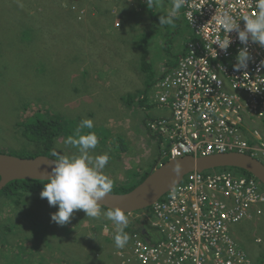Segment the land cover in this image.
I'll return each mask as SVG.
<instances>
[{
	"label": "rangeland",
	"instance_id": "374dc122",
	"mask_svg": "<svg viewBox=\"0 0 264 264\" xmlns=\"http://www.w3.org/2000/svg\"><path fill=\"white\" fill-rule=\"evenodd\" d=\"M55 1L0 0V155L44 156L34 144L25 142L18 127L26 115L37 112L63 126L45 157L56 159L53 150L69 157L78 155L77 149L64 141L76 135L81 120L89 118L95 124L91 131L99 139L92 154L109 155L104 173L113 179V191L137 186L158 158L154 146L160 139L150 138L145 127L165 113L157 105L156 82L175 65L191 38L183 10L172 28L160 25L172 0H147L146 8L139 0H130L134 6L101 12L103 19L99 20L91 17L95 14L98 18L91 4L81 9L77 6L83 15L75 18L72 13V18L56 7ZM39 3L44 8H39ZM62 4L67 9L68 5ZM33 20H39L38 34L36 41L29 43L24 28ZM88 131L84 129L82 134ZM119 139L125 143L119 144ZM162 148L166 151L164 144ZM161 159L167 162L161 155L156 168ZM41 200L27 198L14 206L0 199V264H65L62 253L71 263L77 262V257L94 259L98 255L99 263L93 264H120L114 241L100 235L90 240V227L102 230L110 220L88 218L78 210L68 224L60 226L51 220L58 205L48 203L41 208ZM11 212L16 220L9 218ZM42 214L56 224L50 233L39 231L36 219ZM144 214L133 213L127 229ZM231 231L252 257L264 260V216L234 225ZM253 237L261 239V247L250 245ZM16 247L19 256L13 253ZM84 264L92 262L85 259Z\"/></svg>",
	"mask_w": 264,
	"mask_h": 264
},
{
	"label": "built area",
	"instance_id": "2783aa9c",
	"mask_svg": "<svg viewBox=\"0 0 264 264\" xmlns=\"http://www.w3.org/2000/svg\"><path fill=\"white\" fill-rule=\"evenodd\" d=\"M181 9L191 38L156 82L165 113L145 125L147 132L160 139L167 161L239 153L264 164V47L242 44L235 30L227 51L214 44L226 36L214 15L228 11L243 29V15L258 14L256 0H186ZM245 47L251 59L236 71ZM263 216L264 188L253 176L234 168L192 172L137 220L145 233L131 231L116 256L120 264H252L231 227ZM102 233L109 236L110 228Z\"/></svg>",
	"mask_w": 264,
	"mask_h": 264
},
{
	"label": "clouds",
	"instance_id": "9594fccd",
	"mask_svg": "<svg viewBox=\"0 0 264 264\" xmlns=\"http://www.w3.org/2000/svg\"><path fill=\"white\" fill-rule=\"evenodd\" d=\"M185 3L186 0H172L170 11L166 16L160 17V25L175 28L176 21L180 18V9ZM256 8L258 9L256 16L245 14L241 18L245 21L243 29L228 11L216 13L215 23L221 26L226 36L223 40L217 38L214 44H217L221 50L227 51L231 43L229 33L235 30L242 44L247 45L251 41L264 47V0H256ZM215 52L217 56L216 49ZM250 59L247 47L241 49L236 57L237 63L233 65L234 69L246 70ZM94 127V121L85 118L80 121L76 135H69L65 139L64 143L76 148L78 155L69 157L53 150L52 154L56 159L53 161L54 166L40 196L42 199L47 198L50 206L58 205L59 210L52 214L51 220L60 226L68 224L74 212L78 210H83L88 218L99 219L103 216L112 221L115 225L114 245L117 249H123L130 240V235L125 231L129 227L130 220L120 207L102 211L100 201L113 192L114 181L104 173L110 159L109 155L92 154L99 143L96 133L91 131ZM84 129L89 131L82 134ZM181 171V165L175 164L173 173L179 175Z\"/></svg>",
	"mask_w": 264,
	"mask_h": 264
},
{
	"label": "water",
	"instance_id": "95a60500",
	"mask_svg": "<svg viewBox=\"0 0 264 264\" xmlns=\"http://www.w3.org/2000/svg\"><path fill=\"white\" fill-rule=\"evenodd\" d=\"M54 160L45 156L20 158L1 154L0 191L13 181H48ZM177 163L182 167L179 175L173 173V167ZM222 168L244 171L253 176L264 188V164L248 155L227 153L198 158L185 156L168 160L159 167L153 168L144 180L131 191L122 194H107L100 203L103 208L108 210L120 207L125 211V214L141 212L172 191L187 174ZM144 233L145 231H143ZM261 264H264V260Z\"/></svg>",
	"mask_w": 264,
	"mask_h": 264
},
{
	"label": "trees",
	"instance_id": "16d2710c",
	"mask_svg": "<svg viewBox=\"0 0 264 264\" xmlns=\"http://www.w3.org/2000/svg\"><path fill=\"white\" fill-rule=\"evenodd\" d=\"M30 1H36V0H30ZM87 1H89V0H56L54 2V4L56 5V7L60 8V10L62 12L64 11L65 13L71 14L72 18H74L73 14L75 15V18H78L77 12L72 11L71 8L72 7L78 8L79 7L78 9H81L86 4L90 5L91 1L90 2H87ZM63 2H65L68 5L67 9L62 8ZM139 2L145 8H146V6H148V3L146 2V0H139ZM39 8H44L43 3H39ZM106 11H110V10L108 9ZM38 24H39V20H33L31 23H29V24L27 23V25L24 28V34L27 36L29 43L36 41V39H37L38 28H39V26L37 27ZM189 41H190V39L188 40V42ZM185 50L186 49H184L183 52H181V55H183L185 53ZM129 103H130V100H129ZM140 104H142V103H140ZM18 127H19L20 134H21L22 138L25 140V142L27 144L28 143L34 144L38 148V150L40 151L38 154L44 155V156H46L45 153L49 152L52 149L56 138H58L60 136V134L63 132V126L59 120L52 119V118L51 119L45 118L38 112L33 114V115H30V114L26 115L25 120L18 123ZM150 138H155V137L150 135ZM118 142H119V144L125 143V141L124 140L121 141V139H119ZM122 148H123L122 151H125L124 146H122ZM154 148H155L157 155H158V158L154 159V162L152 163L154 168H155V166L157 165V160L159 159V157L161 158V155H162L161 154V143L156 142V145L154 146ZM26 158H28V157H26ZM29 158H32V156ZM164 162L165 161H162L161 163L163 164ZM241 173L244 175H250L244 171H241ZM148 174H149V172H146L139 183H141ZM47 182L48 181H33V180L13 181V182L7 184V186L4 187L0 191V195H1L0 199L4 203H10L14 206H20V204L23 202V200H25V199L27 200V198L29 201H32L33 199H37L38 197L41 198L40 193L44 188V184H46ZM134 187H136V185L130 187L129 189H122V190L119 189V190L113 191L112 193L113 194L127 193V192L131 191ZM39 204H40V207L42 205L47 206L48 205L47 198H43L39 202ZM38 208H39V206H38ZM102 210L108 211V209H105L103 207H102ZM149 210H150V208L144 210V212H148ZM9 216H10L9 218L11 220L12 219L16 220V214L14 212H11ZM36 222L39 225V231L43 230L44 233H50V231L56 227V224L51 222L43 214H42L41 219H36ZM31 231H33L34 233H37L34 230H31ZM99 231H100V229H99ZM125 231L128 234L131 232V231L129 232L128 229H125ZM83 234L85 235L86 231H84ZM114 235H115V233H114ZM110 241L111 242L114 241V238H113V240H110ZM18 248L19 247H16V250L15 249L13 250V253L16 256H19V254L21 253L20 250H17ZM62 256H63L62 258L65 257L64 258L66 261L65 264H84L85 259H87L88 262H90V263L92 262V264H93V262L99 263L98 262V255H96L94 257V259L87 258L86 256L79 257V258L77 257V262H72V263L70 260L66 259L67 256L65 253H62ZM262 261H263V259L260 258L258 261V264H261ZM102 263L108 264V262H103V261H102Z\"/></svg>",
	"mask_w": 264,
	"mask_h": 264
},
{
	"label": "crops",
	"instance_id": "0c3cea01",
	"mask_svg": "<svg viewBox=\"0 0 264 264\" xmlns=\"http://www.w3.org/2000/svg\"><path fill=\"white\" fill-rule=\"evenodd\" d=\"M93 1V3H91V5H92V9H94V10H96V12H97V16H98V18L95 16V14H92V18H95V19H98L99 20V18H101V19H103L102 17H103V14L101 13V12H105L106 10H108V9H114V10H116V12H118L117 10H119V9H121L122 10V8H127L128 7V5H131V6H134V5H132L131 4V1L130 0H122L121 2H119V3H106V2H99V1H97V0H92ZM133 2H135V0H133ZM113 7V8H112ZM115 12V13H116ZM124 12V11H123ZM122 12V13H123ZM115 26L117 27L118 26V24L117 23H115ZM102 211H104V212H106L105 210H102ZM112 221H110L109 223H107V224H105L104 226H108L109 228H110V235L109 236H103V233H102V230H97L96 228H94L93 226H91L90 227V234H91V238H90V240H92L93 238H95V237H98L99 235L101 236V237H103V238H105V239H108V240H113V238H114V233H115V227H114V224H113V226H112ZM109 224V225H108ZM103 226V227H104ZM89 227V225L85 228V230L84 231H86V233H87V228ZM131 229H132V227H130ZM103 229V228H102ZM130 230V229H129ZM128 230V231H129ZM130 234V233H129Z\"/></svg>",
	"mask_w": 264,
	"mask_h": 264
},
{
	"label": "flooded vegetation",
	"instance_id": "af4514ba",
	"mask_svg": "<svg viewBox=\"0 0 264 264\" xmlns=\"http://www.w3.org/2000/svg\"><path fill=\"white\" fill-rule=\"evenodd\" d=\"M144 225H146V224L143 223V222H140V223L138 222V223H135V224L133 223L132 229L130 228L129 232L133 231V230H137V228H139V232H140L141 236H143V231L145 230ZM249 241H250V245L255 246V247H261L260 246V244H261V239L260 238L256 239V237H253L251 240L249 239ZM236 242H237V244H240L238 246L240 248H242V250L247 254L249 259L251 260V263L252 264H258V261L261 258V256L252 257L250 255V253L248 252V250L246 249V247H244L242 245V241H241V239L239 237L236 238Z\"/></svg>",
	"mask_w": 264,
	"mask_h": 264
}]
</instances>
